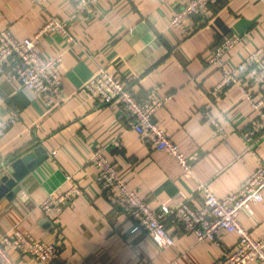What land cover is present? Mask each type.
I'll list each match as a JSON object with an SVG mask.
<instances>
[{
	"label": "crops",
	"instance_id": "crops-1",
	"mask_svg": "<svg viewBox=\"0 0 264 264\" xmlns=\"http://www.w3.org/2000/svg\"><path fill=\"white\" fill-rule=\"evenodd\" d=\"M72 6V0L40 5L35 0H0V29L10 27L17 38L32 36L49 15L65 18ZM175 8L174 0H100L97 14L70 20L75 43L56 32L42 36L37 50L61 54L62 84L50 105L17 82L0 80V120L16 117L0 137V165L39 145L46 154L19 181L13 198H0V235L18 227L44 241H57L52 264H213L235 246L234 232H220L217 241H197L171 216L165 224L174 237L172 245L158 244L144 230L131 232L132 221L106 196L89 162L101 147L128 187L152 206L188 202L196 207L203 203L202 186L223 195L264 163V132L244 136L257 118L251 101L264 96V87L243 72L239 83L214 90L221 71L208 61L213 44L224 34L242 36L223 54L230 66L264 48V2L222 0L208 17L188 21L194 27L188 34L168 24ZM99 68L115 72L139 99L152 88L171 95L153 121L178 144L187 171L174 156L143 142L117 103L91 105L78 93ZM205 110L217 125L204 117ZM117 137L118 146L113 142ZM67 175L82 191L54 224L38 204L49 192L67 188ZM238 219L252 236L264 233V187L262 200L250 203ZM10 254L18 264H38L29 255Z\"/></svg>",
	"mask_w": 264,
	"mask_h": 264
},
{
	"label": "built area",
	"instance_id": "built-area-1",
	"mask_svg": "<svg viewBox=\"0 0 264 264\" xmlns=\"http://www.w3.org/2000/svg\"><path fill=\"white\" fill-rule=\"evenodd\" d=\"M39 5L45 0H35ZM222 0H174L176 8L168 16V24L178 28L183 34L193 28L187 22L195 16L206 18L213 6ZM264 2V0H261ZM100 0H72V12L65 18L49 15L40 28L32 35L17 38L10 27L0 29V80L15 81L19 87L32 96L41 98L46 105L54 102L60 92L62 77L59 70L61 54L46 55L37 50L36 42L42 36L59 33L65 36L68 43L75 40L68 30L70 20L82 15L97 14ZM237 34H224L213 44L209 63L215 64L221 71V77L214 85V90H221L230 84L239 83L243 72H248L258 86L264 87V48L250 51L237 66H230L223 54L241 40ZM245 96L252 98L249 89L240 83ZM78 93L91 105L117 103L121 115L139 138L151 148L164 150L174 156L184 171L188 170L186 156L178 144L166 133L165 129L153 121L154 113L170 98V94H158L155 88L149 90L145 98L136 97L134 90L120 80L115 72L99 68L87 80ZM4 97L0 94V105ZM257 110V118L252 123V130H245L244 136L252 132H264V96L252 100ZM204 117L213 125L215 118L205 110ZM12 115L0 120V137L15 120ZM120 144L119 138L113 140ZM97 169L96 181L106 196L115 206L132 221L131 232L146 231L163 246L172 245L174 237L165 224L168 216L173 217L185 231L192 233L197 241H217L220 232H234L237 242L233 248L225 250L213 264H264V233L252 236L239 221L238 214L248 208L250 203L262 200L264 187V163L255 168L231 192L216 195L207 186H202L203 203L196 207L188 202H177L168 205L152 206L136 190L128 187L119 174L117 167L110 162L99 147L89 159ZM70 182L67 188L52 191L45 195L38 207L48 215L52 223L59 222L62 209L70 204L81 193L80 186L73 182L71 175L66 176ZM31 256L38 264H52L56 258L59 245L57 241H44L27 230L13 227L0 235V264H18L10 252Z\"/></svg>",
	"mask_w": 264,
	"mask_h": 264
},
{
	"label": "water",
	"instance_id": "water-1",
	"mask_svg": "<svg viewBox=\"0 0 264 264\" xmlns=\"http://www.w3.org/2000/svg\"><path fill=\"white\" fill-rule=\"evenodd\" d=\"M46 157L42 146L10 158L0 165V198H13L20 190L19 181L32 171Z\"/></svg>",
	"mask_w": 264,
	"mask_h": 264
},
{
	"label": "rangeland",
	"instance_id": "rangeland-1",
	"mask_svg": "<svg viewBox=\"0 0 264 264\" xmlns=\"http://www.w3.org/2000/svg\"><path fill=\"white\" fill-rule=\"evenodd\" d=\"M100 3V2H99Z\"/></svg>",
	"mask_w": 264,
	"mask_h": 264
}]
</instances>
